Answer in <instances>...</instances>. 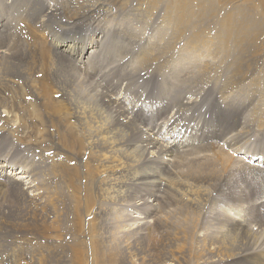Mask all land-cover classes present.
I'll return each mask as SVG.
<instances>
[{
  "label": "bare ground",
  "instance_id": "1",
  "mask_svg": "<svg viewBox=\"0 0 264 264\" xmlns=\"http://www.w3.org/2000/svg\"><path fill=\"white\" fill-rule=\"evenodd\" d=\"M42 2L44 1L0 0V158L2 159L0 160V193H5L3 190L9 188L20 194L21 190L18 180L21 178L27 179L25 174L28 168L26 166L28 160L26 158L20 159L19 155L14 156L15 154L5 150L6 147H9L6 146V136H10L16 144L28 146L31 149L37 150V148L42 147L49 140L54 142L58 148L69 151L68 153L71 155L63 154L62 158L65 159L58 160V170L53 174V177L51 176L53 178L51 180L56 185L54 187L55 191L59 187L72 200L71 215L74 231L78 232L77 237L81 238L82 232L80 233V230L86 229V233L84 232L86 234V244L84 246L74 244L70 264H107L99 251L98 243H96L97 235L92 223L98 213L100 214L99 203L106 199L110 200V203L128 201V197L136 196V194L134 191H128L125 187L135 185L143 189V196L145 197L153 191L155 194L153 195L155 197L154 201L158 200L156 192L160 188L161 190L165 188V192L173 194L172 199L175 205H188L194 207V209L206 207H211L212 209V206L206 202V198L208 197V180L203 179V173H200V169L197 166L189 171V174L193 175L194 178L179 175L175 168L170 171L167 167L168 162H176V160L182 158V154L186 155L187 151H191L195 157L198 153L204 152L205 158L217 160L214 152H212V149H214L220 155L224 165L226 166L228 163L227 168L238 169L240 166L247 167L253 171L260 181L256 178L259 181L258 195L254 191L251 192L245 186L243 187L247 188V190L239 186L238 182L240 181L235 176L231 182L234 184L236 180L238 181L235 183L239 186V189L236 188L238 186L235 189L240 190L241 194L230 198L233 200L228 199L229 201H225L222 191L215 193L213 209H216L215 207L220 205V210L217 211H221V213L214 220L213 227L211 226L210 228L211 230L207 229L205 234V238H208L211 243L207 260L211 259L213 260L212 262H215L214 259H216V261H224L228 264H264V214L260 213V210L264 208V165H250L247 162L246 164L237 158L233 160L227 153L222 152L224 150L217 149L208 144L209 139H206V137L217 135L216 139L221 142L223 147L229 149L230 153L234 155L235 153H241V147H237V143L243 142L246 144L247 130L243 129V127L237 129L239 124L237 116L240 114V109L233 108L231 105L226 106L225 104L217 108V101L219 99H211L213 95L207 98V94L199 98L197 96L200 94V91L197 92L198 95L195 96L197 99L194 100H186L184 96L178 97V100L174 96H166V92L157 95L156 98L150 94L149 97L151 96V99L150 101L148 100L149 104L147 107L150 113L148 114H146L147 112L142 113V104L136 105L137 103H134L129 105V102V106L124 105V103L122 106L121 102H114V91L123 86L124 83L126 92L130 90V85L133 82L127 85L128 79L137 77L136 79L142 78V81H147L150 79V73L152 72L153 74V69H149V72L146 71L147 73L144 74H136L132 70V67H128L129 63H127L123 69L118 68L117 80L114 83L112 82V78L115 77L113 75L116 73L114 71L110 73L106 72L107 66L105 63L106 54L110 52H107L108 43L113 45L114 39L120 41L123 40L121 36L131 34L117 24H115L114 28L110 25L103 28L105 22L114 16L113 6L108 4V0L94 1L93 3L86 0H67L64 6L66 12H64L65 15L69 12V15L65 16L57 7L54 6L55 8H53V4H51L52 6L49 4L48 7H44ZM244 2L254 6L253 13L249 14L250 20H257V14H260L264 18V0H244ZM121 3H119V6ZM136 10L138 14L131 11L133 13L126 15V19H130V16L146 18L152 15V8L148 5H138ZM6 11L8 15L3 19V13H6ZM166 15L168 22H171L172 17L168 14ZM240 15L242 18L245 17L243 11ZM175 16L177 18L181 17L180 13ZM16 19H18L16 21L17 24H14ZM227 19H229L228 15L225 20ZM189 22L190 16L187 15L179 24L185 26ZM216 23L220 24L219 21ZM224 23L227 24L225 21ZM181 26L176 25V30L181 29ZM245 27L247 26L245 25ZM245 27L242 29L247 30ZM217 32L219 33V37H222L226 32L227 39L233 35L232 40L235 55L232 59L236 63L233 72L224 80L221 93H226L245 82L247 69L242 66L244 55L242 45H236V31L232 34L226 27V29H219ZM96 34L100 35V37L96 38ZM246 38L247 35L244 32L238 35L240 44ZM172 39L176 38L173 37ZM132 40L134 39L132 38ZM188 43H190V39L186 43L187 46ZM171 45L173 46V43L165 47L162 45V47L159 46L158 48L168 53ZM256 45L254 43V47ZM113 47L111 48L113 49ZM149 48L152 49L154 47L149 46ZM246 48L249 47L246 46ZM88 49L90 50L84 59V53L86 54V50ZM221 52L223 55L229 54V51L224 48L221 49ZM72 55H78V58H73ZM167 56L168 54L154 56L151 52L147 51L139 59L142 64L141 66L157 65L158 68L156 70L159 71L162 65H158L156 60L164 63ZM182 59L184 60V58ZM208 68L210 67L206 65V67L200 70L199 77L202 80L210 76V69ZM262 71L264 85V69ZM178 73L180 75V72ZM81 75H84V79L98 84L97 88L103 87V93H101L102 91H96L97 88L86 89L88 86H83L80 82L85 83ZM184 80H187V78ZM99 84L101 85L99 86ZM144 89L145 87L143 86ZM181 89L183 88L179 90ZM93 90H95L94 93L92 92ZM136 91L138 92V90ZM145 91L149 93L150 90L147 88ZM131 92L133 93V91ZM121 93L123 94V92ZM193 94H196V92H193ZM226 95L229 94L227 93L223 97L225 98ZM190 97L192 98V96ZM245 97L247 98L246 95ZM104 99L110 104L109 106H113V108L117 107V109H112L111 114H106L108 110L106 111L105 106L102 104ZM226 99H230L229 96L224 99V102ZM159 100L163 101L162 105L154 106L156 108L153 107L151 109L152 103ZM210 106L215 107L211 111L213 114L215 111L220 113L222 108H225L222 111L224 115L219 119V123L217 122L218 119H214L211 123L206 118L205 110L210 108ZM154 109L155 113L152 114ZM189 110L191 112L188 114ZM197 111H199V113H196L198 116L195 115ZM167 113H170V117H161L162 114ZM189 119L196 121V123H193L194 125L191 126ZM260 123L263 127L264 117ZM231 125V132L226 131L223 133L224 128ZM152 127H156V131L150 134ZM161 130L165 132L163 133ZM180 130H187V132H184L187 135L179 134ZM101 150H104L105 153L98 156L96 151ZM8 154H11V157H7ZM253 154L249 150H245L244 157H252L251 160L257 159L256 156H252ZM256 155L260 157L259 161H261L264 151L258 152ZM14 157L17 158L15 161L13 160ZM17 163L18 166H15ZM192 164L194 165L195 163L192 161L190 162V166ZM106 166L113 171L108 173ZM170 166L172 167V165ZM15 167H18V169L14 171V175L19 177H8L4 180V176L2 175L4 171L7 169L12 170ZM30 168L33 169V167ZM30 168H28L29 171H31ZM33 171L29 176L34 178L33 180L36 184L34 183L35 185L32 184L33 186H29L28 188H33L32 192L35 191L36 193L41 190L39 192L40 195L38 193V198L34 194L30 198L25 195L24 199H19V202H25L26 206H28V209L23 210L22 214L34 218L39 214H43L46 205L53 207L55 202L50 198L49 188L52 187L50 185L51 180L47 177L49 181L46 178L45 181H42V178L45 176H39L37 172ZM158 175H163L164 178H162L163 176L157 178ZM197 175L198 178L196 179ZM29 179H31L29 180V184L34 182L31 177ZM162 179L163 182H161ZM61 190L59 193H64ZM52 191L51 195L59 197V193L57 194V192ZM36 193L35 195H37ZM142 199L145 200V198ZM165 201L168 211L173 202L171 199ZM144 203L143 205H145ZM169 212H171V209H169ZM153 213L157 217L155 218L157 221H153L157 229L159 228L158 220H165L164 222H167V214H170L165 212L166 216H162L160 213L157 216L155 211ZM137 218H130L131 223L129 224L132 227L136 225L134 228L131 227V229H136V235L138 236L141 228L144 226L147 229L146 234H148L149 226L147 228L143 222L147 216ZM135 219L136 221H134ZM121 220L123 221V219ZM124 222L127 223L126 221ZM155 226L153 227L155 228ZM252 226L256 227L255 231L252 229ZM204 227L202 230H204ZM148 236L150 237V235ZM213 244L216 246H213ZM13 245L9 255L11 262V257L15 258L12 264H26L16 261V255L17 258L20 255L18 250H16L18 254H15V250L13 249L20 246L19 242L15 241ZM0 257L3 258L2 255ZM196 261L200 262V259L198 258ZM51 262L40 255L38 259L35 258L34 261H30V264H51ZM200 264H205L203 258H201Z\"/></svg>",
  "mask_w": 264,
  "mask_h": 264
},
{
  "label": "rangeland",
  "instance_id": "2",
  "mask_svg": "<svg viewBox=\"0 0 264 264\" xmlns=\"http://www.w3.org/2000/svg\"><path fill=\"white\" fill-rule=\"evenodd\" d=\"M43 1L44 2L42 3L44 7H48L49 4H53V8L57 7L60 11H62V14L64 13L63 15H65L66 10L64 6L67 3V0ZM86 1L93 3L94 1L99 2L101 0ZM119 3H121L120 6ZM108 4L110 6H113L114 16H112L111 19L109 18L108 21L105 22L104 26L102 25L103 28L108 25L114 28L115 24H117L127 32L129 31V33H131L130 35L121 36L123 40L119 41L118 39H114L113 45H110L111 43H108L109 49L107 48V52H110L106 54L107 57L105 59V63L107 66L106 72L110 73L114 71L116 73L115 75H113L115 77L112 78V82L114 83L117 80L116 75L118 73V68L123 69L127 63H129L128 67H132V70H134L136 74H144L149 72V69H153V74L152 72L150 73V79H148L147 81H142V78L136 79L137 77L128 79L127 85H130L132 82L133 84L130 85V90L127 92L124 87L125 83L123 84V86H118L119 88L114 91V102H121L122 106L123 103L124 105H128L129 102V105L134 103H137L136 105L142 104V113L147 112L146 114H148L150 113V111L147 110L149 101L151 99V96L149 97L150 94H152V96L156 98L157 95H161L163 92H166V96H174L178 100L181 96H184L186 100H194L197 99V97H202L204 94V96H206L207 94V98H210V96L213 95L214 97L212 96L211 99H219L217 101V108H219L220 105L225 104L226 106L231 105L233 108L235 107L236 109H240V114L237 116L239 123L237 129H240L241 127H243V129H246L247 137L245 139L246 144H244L243 142L237 143V147H241L240 150H242V152L235 153V155L233 153H230L229 149H226V147H223L221 145V142L216 139L218 137L217 135L206 137V139H209L207 143L212 147L224 150L222 152L227 153L233 160H236L235 158H237L239 160L241 159V161L244 163H249L250 165H264V156L263 158H261L262 160L259 161L260 157L256 155L258 152L264 151V125L262 127L260 123V121L264 117V85L262 77V70L264 69V18L260 14H257V20L249 19V14L253 13L254 6L246 4L244 0H108ZM138 5L150 6L152 8V15L146 18L136 17L137 19L134 16H130V19H126V15H131L133 13L131 11H134L136 14H138L136 10ZM242 11L245 15L244 18H242L240 15ZM178 13H180L181 15L180 18H177V16H175ZM166 14L172 17L171 22H168ZM7 15V11L6 13H3V19ZM66 15H69V12H67ZM187 15L190 16V22L185 26H181L179 22ZM227 15L229 19L225 20ZM17 20L18 19L14 21V24H17ZM217 21H219L220 24H217ZM224 21L228 25L225 24ZM176 25H179L182 28L176 30ZM245 25L247 27H245ZM226 27L231 31L232 34L236 31V45H242V52L244 55V62H242V66L247 69V74L245 82L241 86L234 88L233 90L231 89L230 91L232 92L229 91L226 93H221V89H223L222 86H224L223 83L225 82L224 80L229 77L230 73L233 72L234 65L236 63L232 59L235 55L232 40L233 35H231L227 39L226 32L222 37H219V33L217 32L219 29H226ZM243 27L247 28V30H243ZM173 32H175V34H173ZM243 32L247 35V38L243 43L240 44V42L238 41V35ZM95 36L96 38L100 37V35L97 34ZM173 37H175L176 39H172ZM132 38L135 41L132 40ZM188 39H190V43H188L187 46L186 43ZM170 43H173V46L171 45L168 53H165L162 49L158 48L159 46L162 47V45H164L163 47H165ZM254 43L257 44L255 47ZM149 46H152L154 48L150 49ZM246 46H248L249 48H246ZM111 47H113V49ZM222 48L229 51V54L223 55V53L221 52ZM89 50L90 49L86 50V54L84 53V59L88 55L87 53L89 52ZM147 51L151 52V54H153L154 56L158 54H168L164 63L156 60V63L158 65H162V68L159 71L156 70V68H158L157 65L147 66L148 68L141 66L142 64L139 58H142L144 52ZM110 53L112 54L110 55ZM72 57L78 58V55H72ZM182 58H184V60ZM187 60L188 62H186ZM206 65L207 67H210L208 68L210 69V76L204 78L205 80H202L199 77L200 70L206 67ZM182 67H184V69H182ZM178 72H180V75ZM81 76L83 78L84 75ZM185 78H187V80H184ZM83 80L85 83H83L82 81L80 82L83 84V86H88V88L86 87V89L97 88L98 84H96L95 82H91L90 80L84 78ZM176 80L179 83H177ZM88 84L91 86H89ZM100 85L101 84H99V86ZM142 85L145 87L144 90ZM98 88L96 89V91H102L101 93H103V87ZM147 88L148 90H150L149 93L145 91ZM180 88L183 89L179 90ZM136 90H138V92ZM94 91L95 90H93L92 92L94 93ZM131 91H133V93ZM199 91L200 94L198 95L197 92ZM121 92H123V94ZM189 92L191 94H193V92H196V94L191 95ZM227 93L229 95H226L225 98H228L229 96L231 100L226 99L225 103V98L223 97V95ZM245 95L247 96V98L245 97ZM190 96H192V98ZM231 97H234V99H232ZM133 98L135 101L133 100ZM105 100L106 99H104V101ZM104 101H102V104L105 106L106 111L108 110L106 114L113 111L112 109H117V107L113 108V106H109L110 104ZM138 101H140V103H138ZM162 102L163 101L161 100L153 102L151 109L154 106H161ZM212 109L214 110L215 107L210 106V108L205 110L206 118L211 123L214 119H218L217 122L219 123V119H221V117L224 115L222 111L225 108H222V111L220 113H217L215 111L214 114L211 112ZM190 112L191 110L188 111V114ZM154 113L155 109L152 114ZM196 113H199V111L195 112V115L198 116V114ZM164 115L162 114L161 117H170V113ZM189 120L191 121V126L194 125L193 123H196V121L194 120ZM256 126H258V128H256ZM231 127L232 125L225 127L223 133L226 131L231 132ZM151 130L152 132H150V134H152L153 131H156V127H152ZM185 131L187 132V130ZM185 131L180 130L179 134H184ZM161 132L164 133L165 131L161 130ZM184 135L186 136L187 134ZM5 141H7L6 146L10 147L9 148L5 146V150L12 152V154H15L14 156L19 155L20 159L26 158L28 160L26 163V166L28 168L33 167L35 173L37 172V174L42 177L45 176L42 178V181H45V178L47 179V181L51 179L53 180V174H55L58 170V160L65 159L62 158L63 154L71 155L68 153L69 151H65L63 149L65 152H67L65 153L61 148H58L54 142L49 140L44 143L42 147L37 148V150L31 149L28 146L16 144L12 141L10 136H6ZM212 150L217 160H215L214 158H205L204 152L198 153L195 157L194 155H192L191 151H187V153H185L186 155L182 154V158L176 160V162L173 161L175 164L172 161H170L172 163L168 162L167 167L170 169V171L175 168L179 175L194 178L193 175L189 174V171L194 169L193 167L197 166L200 169V173H203V179L208 180V197L206 198V202L212 206V209L211 207L194 209V207H190L188 205H175L172 199L173 194L165 192V188H162V190L160 188V190L156 192L158 200L154 201L155 197L153 195L155 194L153 193V191L145 197L143 196V189L135 185H129L125 187V189H127L128 191H134L136 194V196L128 197V201H125L126 203H110V200L108 199L99 203L100 214L98 213L92 223L95 228V234L97 235L96 243H98V248H100L99 251L107 264H200L201 258L205 260V264H228L224 261H216V259H214L215 262H212L213 260L211 259L207 260L208 251L211 248V243L208 238H205V234L207 229L211 230L210 228L214 223V220L217 219L218 214L221 213V211H217L220 210V205H218V207H215L216 209H213L215 202V193L222 191L223 199H225V201H229L228 199L234 198L235 195L241 194L240 190H238L239 186H241L244 190H247V188H249L251 192L254 191V193L258 195V182L260 181V179L256 177L253 171H251L247 167L240 166L238 169L227 168L226 166L228 165V163L225 166L223 161L221 160L220 155H218L214 149ZM245 150H249L251 153H254L255 155L253 154L252 156H256L257 159L251 160L252 157H244ZM96 153L98 154V156H101V154L105 153V151H96ZM190 154L192 158L190 157ZM8 156L11 157V154H8L7 157ZM15 159L17 158L14 157L13 160L15 161ZM0 160L2 159L0 158ZM192 161L195 164H192V166H190V162ZM170 165H172V167ZM15 166H18V163ZM28 168L26 169L27 172L25 174V176H27V179L21 178L20 180H18V184L21 190L20 194L14 192V190H11L9 188H5L3 190L5 191V193H0V256L2 255L3 257H0V259H2V261H0V264L14 263L15 258L11 257V262L9 255L15 241H18L20 244L19 247H15L13 249L15 250V254H18L16 250H18L19 252V258H17L16 255V261L18 263L21 261L22 263L24 262L26 264H30V261H34L35 258L38 259L41 255L45 259H48L49 262L52 261L51 264H70L72 261L71 252L74 244H79L80 246H84L86 244V229L83 228V231L80 230V233L82 232L81 238L77 237L78 232L76 233V230L74 231L71 215L72 200L64 191L59 189L58 186L55 191L54 187L56 185L53 184L52 180L50 181V185L52 187L49 188V192L50 198L53 202H55L56 205L54 204L53 207L46 205L43 214H39L34 218L22 214L23 210L28 209V206H26L25 202H19V199H24L25 195L30 198V196H32L33 194L34 196H36V198H38V193L41 191L39 190L37 193L34 191L37 195L32 192L33 188L31 187L35 185L36 182L33 180L34 178L32 176H29L31 175L30 173H32L33 169L30 168L31 171H29ZM106 168L108 170V173L113 171L107 166ZM17 169L18 167L13 168L12 170L7 169L6 172L8 174L6 173V176H4V180L8 177L18 178L19 176L14 175V171ZM147 172H149V170H147ZM163 175H158L157 178L162 177ZM164 176L162 178H164ZM234 176L240 181H235L236 183L238 182L239 186L236 185L235 182L234 184H232L233 182H231V180ZM29 177H31L34 182L29 184V180H31L29 179ZM47 177L49 178V180ZM197 178L198 175L196 176V179ZM256 178H258L259 181H257ZM161 182H163V179L161 180ZM29 186L31 187L28 188ZM235 187L238 189H235ZM13 188L15 189V187ZM50 190L57 192V194L61 190V192H64L65 194L59 193V197H55L51 195ZM254 193H252V195H254ZM142 198H145V200ZM169 199H171V201L173 202L169 208L171 209V212H169V209L168 211L166 209L167 206L165 200ZM143 203L145 205H143ZM154 211L157 216H159V213L162 216H166L165 212L170 213L167 214V222H164L165 220H158V229L153 222L154 220H156L155 218H157L153 215ZM260 213L264 214V208L260 210ZM17 214L22 215L18 216ZM141 216H147L146 219L144 218L143 222L144 225L147 226V228L149 226V233L146 234L147 229H145L146 227L143 226L142 228L144 230L141 228L140 233L137 236L136 229H131L132 226L129 223H131V217H135L136 219H138L137 217ZM121 219H123V221ZM136 219L134 221H136ZM124 221H126L127 223H125ZM124 225L129 227L126 228V226ZM150 226L152 229L150 228ZM153 226H155V228ZM203 227L204 230H202ZM128 228H130L129 231H127ZM252 229L254 230L256 229V227L252 226ZM148 235H150V237ZM114 237L116 238L114 239ZM97 241H99L100 243ZM213 246L216 245L213 244ZM198 258L200 259V262L196 261V259ZM8 260L10 261V263ZM87 263H89V261H87Z\"/></svg>",
  "mask_w": 264,
  "mask_h": 264
},
{
  "label": "built area",
  "instance_id": "3",
  "mask_svg": "<svg viewBox=\"0 0 264 264\" xmlns=\"http://www.w3.org/2000/svg\"><path fill=\"white\" fill-rule=\"evenodd\" d=\"M6 173H7V172H6V171H4V173H3L2 175H3V176H6ZM7 174H8V173H7Z\"/></svg>",
  "mask_w": 264,
  "mask_h": 264
}]
</instances>
